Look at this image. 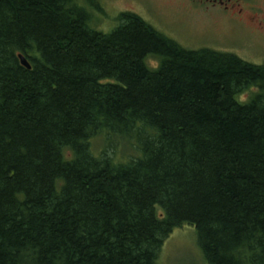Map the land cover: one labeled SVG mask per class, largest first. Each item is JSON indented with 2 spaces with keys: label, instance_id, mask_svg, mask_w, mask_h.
Here are the masks:
<instances>
[{
  "label": "trees",
  "instance_id": "16d2710c",
  "mask_svg": "<svg viewBox=\"0 0 264 264\" xmlns=\"http://www.w3.org/2000/svg\"><path fill=\"white\" fill-rule=\"evenodd\" d=\"M90 21L0 0V264H158L184 225L206 264H264V64Z\"/></svg>",
  "mask_w": 264,
  "mask_h": 264
},
{
  "label": "rangeland",
  "instance_id": "374dc122",
  "mask_svg": "<svg viewBox=\"0 0 264 264\" xmlns=\"http://www.w3.org/2000/svg\"><path fill=\"white\" fill-rule=\"evenodd\" d=\"M78 1L89 11L92 26L103 33L111 32L118 25L117 16L120 13L132 11L185 48L228 50L250 63L264 64V30L251 33L243 28L232 29L222 23L211 24L200 14L176 13L156 0H96L102 12L88 4L87 0ZM258 2L264 10V0ZM148 63L154 67L157 62L155 58H150ZM256 89L255 86L249 87L238 96V100L249 101ZM104 146L102 135L92 140L94 154L103 150ZM106 150L118 158L132 154L131 151H124L120 143ZM158 264H206L194 226L184 225L173 230L160 250Z\"/></svg>",
  "mask_w": 264,
  "mask_h": 264
},
{
  "label": "flooded vegetation",
  "instance_id": "af4514ba",
  "mask_svg": "<svg viewBox=\"0 0 264 264\" xmlns=\"http://www.w3.org/2000/svg\"><path fill=\"white\" fill-rule=\"evenodd\" d=\"M156 1H160L166 7L174 9L173 12L176 13L181 11L185 15L200 14L211 24L222 23L232 29L243 28L251 33H258L264 30V10L260 6L258 0ZM149 24L152 25L150 22ZM224 51L235 54L234 52H230L228 50Z\"/></svg>",
  "mask_w": 264,
  "mask_h": 264
},
{
  "label": "water",
  "instance_id": "95a60500",
  "mask_svg": "<svg viewBox=\"0 0 264 264\" xmlns=\"http://www.w3.org/2000/svg\"><path fill=\"white\" fill-rule=\"evenodd\" d=\"M19 59H20V62L23 66H25L26 68L30 69L31 68V65L30 63L28 62V60L25 58V56L23 54H19Z\"/></svg>",
  "mask_w": 264,
  "mask_h": 264
},
{
  "label": "bare ground",
  "instance_id": "6f19581e",
  "mask_svg": "<svg viewBox=\"0 0 264 264\" xmlns=\"http://www.w3.org/2000/svg\"><path fill=\"white\" fill-rule=\"evenodd\" d=\"M90 25L92 26V23H91V21H90ZM93 27V26H92ZM93 28H95V27H93ZM96 29V28H95ZM97 30H99V29H97Z\"/></svg>",
  "mask_w": 264,
  "mask_h": 264
}]
</instances>
